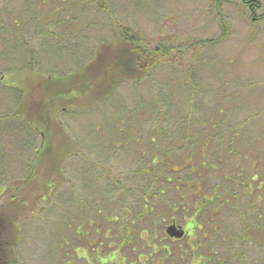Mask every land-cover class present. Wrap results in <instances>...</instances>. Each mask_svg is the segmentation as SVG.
<instances>
[{"label":"rangeland","instance_id":"1","mask_svg":"<svg viewBox=\"0 0 264 264\" xmlns=\"http://www.w3.org/2000/svg\"><path fill=\"white\" fill-rule=\"evenodd\" d=\"M259 4L252 18L240 0L0 1V73L16 87L0 85V214L11 195L37 199L18 223L21 264H188L197 248L207 264H264L235 211L244 181L264 199ZM122 27L168 56L143 76Z\"/></svg>","mask_w":264,"mask_h":264},{"label":"trees","instance_id":"2","mask_svg":"<svg viewBox=\"0 0 264 264\" xmlns=\"http://www.w3.org/2000/svg\"><path fill=\"white\" fill-rule=\"evenodd\" d=\"M1 1V0H0ZM235 1V0H232ZM242 4H244V6L247 8V10H249L251 17L253 15H255L254 13L256 12L257 9H259V0H240ZM220 5V3H219ZM218 6V5H217ZM100 8L101 10L104 8L103 4H100ZM218 10H220V6L216 7ZM253 18V17H252ZM260 20L264 21V15L261 16ZM120 36L121 39L126 42L128 45L131 46V51L133 52L134 55V59L139 60L138 62V66L140 68V71L143 72V76L144 74L147 75L148 72H151L152 70H154V68L156 67V65L159 63L158 60L159 58H165L166 56H168L167 54V49L164 47H157L156 49L149 50V49H145L144 47H142L140 45V38H138L137 34L135 33V31H133V29L131 28H126V27H122L120 29ZM93 62V61H92ZM31 64V63H30ZM33 70L34 68L32 67H28V69L25 70ZM41 74V73H40ZM10 74L8 73H0V85L4 88H13L14 90L16 89V87H14L15 85L11 84L9 79L10 78ZM42 77V74L40 75ZM12 77V76H11ZM49 80L52 79V77L48 78ZM26 94V90L23 89V91H21V94ZM60 95V94H59ZM58 96L54 97L53 102L56 103L58 102ZM47 104H51L52 102L49 101L46 102ZM44 105V104H43ZM42 105V106H43ZM54 106V104H53ZM19 112L17 111L15 114H13L12 116H5L4 118H9L11 120H15L16 117L19 116ZM45 116V115H44ZM47 116H45L46 120H47ZM2 120V119H1ZM0 120V121H1ZM50 120V119H49ZM25 121L27 124H32V126H36L34 122H31L30 120H28V116L26 115L25 117ZM30 124V125H31ZM31 126V127H32ZM37 127V126H36ZM33 132L36 133H40V128L39 126L37 127V129L32 128ZM31 137L30 141L33 142L34 136H30ZM32 142L30 144H32ZM29 144V143H28ZM43 146L38 149L35 153L34 159H33V163L34 161H36L37 159L39 160V158L37 157L39 155L42 154L41 152L43 151ZM232 154V153H231ZM186 162V161H185ZM220 162V161H219ZM214 165H211V170L215 171V169H213ZM31 168V176H33L32 181L31 182H35V178L37 179V170L33 167L30 166ZM252 170H255V167L252 168ZM264 170V169H263ZM224 176H228V173H226V175ZM249 178L251 181L254 182L253 175H249ZM182 179H180L181 182ZM245 182V181H244ZM244 182L241 184V187L243 189V194H244V207L242 208H237L235 211H237L240 215V225H241V233H240V237L241 238V244L244 246L245 243H247L248 245H253V244H258L263 246L264 245V225L262 224H255V215L259 213H257V211H260V217L262 215H264V199L263 196L260 195V199H254L249 202V196L251 194L250 190V186H251V182L250 183H245ZM57 184V183H56ZM261 186V184H260ZM260 188V187H259ZM262 188V187H261ZM261 188L259 190H261ZM252 190V187H251ZM228 192V191H226ZM34 193H36V195L41 198L43 197V195L41 194V190L39 188V191H35ZM212 197L207 198V196L205 195L204 197H202V202H205L204 205L201 206H197L194 211L195 214L193 215V217L191 218V223L193 225V229L194 231L198 230L199 232L205 227H201L198 223V219L200 218V215L202 214L203 210L205 207L208 206H212L213 204V199L216 200V194H217V189H213L212 190ZM226 195H228L226 193ZM231 195H229L227 198H230ZM233 199L235 201H239L240 197H238L237 195H234ZM27 198L23 199L20 197H14V195L10 196L8 201L5 202L6 205L10 206L12 209L9 212V215L3 216L0 214V264H21V260L19 258L18 252H19V246L24 242V235L22 233V230L20 227H18V223L19 222H23L32 212V208L33 206H31V204L35 201H37V199H33V201H29L27 202ZM259 201V202H258ZM35 204V203H34ZM0 210H2L0 208ZM244 211V213H243ZM214 226L218 229L217 225L214 224ZM201 229V230H200ZM129 234V233H127ZM127 234L122 238L123 240H125L126 238H128ZM143 241V240H142ZM146 242V241H145ZM201 243V242H200ZM199 244V242L197 243V245ZM60 245V244H58ZM127 246L129 244H126ZM200 247V246H199ZM131 250L134 251L133 248H131ZM198 250V248H197ZM197 250L192 249L193 251V256L195 257L196 261L197 259L199 264H207L206 262H204V260H206L205 258H203L202 255H200ZM197 256V257H196Z\"/></svg>","mask_w":264,"mask_h":264},{"label":"flooded vegetation","instance_id":"3","mask_svg":"<svg viewBox=\"0 0 264 264\" xmlns=\"http://www.w3.org/2000/svg\"><path fill=\"white\" fill-rule=\"evenodd\" d=\"M157 164V163H156ZM156 164H154V165H156ZM150 171H151V173L154 171V169H149V170H147L146 172L147 173H150ZM170 172H177L175 169H173V170H170ZM179 173V172H178ZM164 181V180H163ZM177 182H180V179L178 178L177 179ZM178 189V188H177ZM146 191H149L150 193L152 192V190L150 189V188H147L146 189ZM146 203V202H145ZM147 204V203H146ZM175 205V204H174ZM173 205V207H172V212L174 213V212H178L177 210H178V208L176 207V206H174ZM213 205V204H212ZM145 208H147L146 206L144 207V209ZM181 211V210H180ZM141 214H143V212H141L140 214H138V215H141ZM195 214V211H193V215ZM192 224V223H191ZM170 228L169 229H173V228H177V230H179V231H183L184 233H185V235H184V237H186L187 235H188V230L187 229H184V227L183 226H179L177 223H172L170 226H169ZM170 239V241H172V242H174V241H181L182 239H184V238H182V239H176V238H169ZM197 257V256H196ZM195 258V257H194ZM194 259H193V257H191L190 258V261H189V263L188 264H192V263H196L197 261H193Z\"/></svg>","mask_w":264,"mask_h":264},{"label":"water","instance_id":"4","mask_svg":"<svg viewBox=\"0 0 264 264\" xmlns=\"http://www.w3.org/2000/svg\"><path fill=\"white\" fill-rule=\"evenodd\" d=\"M167 234L171 237V238H176V239H181L185 233L183 231H177L175 230V228H171L167 230Z\"/></svg>","mask_w":264,"mask_h":264}]
</instances>
